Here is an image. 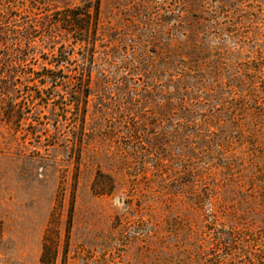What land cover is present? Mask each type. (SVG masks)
I'll use <instances>...</instances> for the list:
<instances>
[{
	"label": "rangeland",
	"instance_id": "374dc122",
	"mask_svg": "<svg viewBox=\"0 0 264 264\" xmlns=\"http://www.w3.org/2000/svg\"><path fill=\"white\" fill-rule=\"evenodd\" d=\"M1 9L0 264H264V0Z\"/></svg>",
	"mask_w": 264,
	"mask_h": 264
},
{
	"label": "trees",
	"instance_id": "16d2710c",
	"mask_svg": "<svg viewBox=\"0 0 264 264\" xmlns=\"http://www.w3.org/2000/svg\"><path fill=\"white\" fill-rule=\"evenodd\" d=\"M98 6L97 3L94 5V13L97 12ZM80 11L77 13H74L70 16L69 20H66L65 16L63 15L61 20H57V22H61L63 27H66V23L69 24L70 28L78 29L82 31L83 35L88 36L89 34V28H88V23L87 18L89 15V10L88 8H80ZM9 9H7V13L9 14ZM65 13V11L63 12ZM4 10H0V101H4L5 99L8 98L10 95L13 87V77L10 73H7V70L9 69L8 65H11V60L10 57L13 56L14 52L12 48H9V44L7 45V40L10 39L11 37L15 36H20L22 32L20 30L13 28V27H8L6 25V22H2L4 20ZM80 17L86 18V20H81ZM83 19V18H82ZM84 22V24H83ZM81 24V25H80ZM27 29V30H26ZM33 27L28 26L25 28V32H27L26 36H31V33L33 34ZM23 36V35H22ZM20 53V51H18ZM21 54V53H20ZM58 59H62L64 57V52L62 49L60 51L58 50V54L56 55ZM62 61V60H59ZM57 63V64H56ZM54 66L58 65V61H56ZM58 67V66H57ZM49 80V81H56L59 78L57 77V74L53 71H48L46 74L43 76L39 77L38 81L42 80ZM78 80L83 81L84 76L80 74L78 77ZM3 111L6 112V114H11L14 111V108H12L11 104H9L7 107L5 106L3 108ZM47 246L46 243L43 244V253L41 254V259L44 258L45 252H46ZM42 262V260H41Z\"/></svg>",
	"mask_w": 264,
	"mask_h": 264
}]
</instances>
